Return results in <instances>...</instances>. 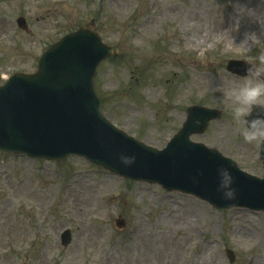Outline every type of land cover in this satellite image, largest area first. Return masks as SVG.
<instances>
[{
  "label": "rangeland",
  "instance_id": "rangeland-1",
  "mask_svg": "<svg viewBox=\"0 0 264 264\" xmlns=\"http://www.w3.org/2000/svg\"><path fill=\"white\" fill-rule=\"evenodd\" d=\"M87 25L112 48L94 84L116 128L160 150L187 107L218 109L220 119L191 141L262 178L259 143L244 142L228 96L244 78L225 65L264 51V0H0V84L33 73L46 49ZM250 32L261 42L246 51ZM0 264H264V211L218 210L77 157L0 153Z\"/></svg>",
  "mask_w": 264,
  "mask_h": 264
},
{
  "label": "water",
  "instance_id": "water-1",
  "mask_svg": "<svg viewBox=\"0 0 264 264\" xmlns=\"http://www.w3.org/2000/svg\"><path fill=\"white\" fill-rule=\"evenodd\" d=\"M23 22L18 20V25L25 27ZM111 53L94 32L80 29L47 50L34 75L12 76L0 88V151L47 160L76 155L127 179L206 195L216 208L264 210V174L262 179L249 176L216 150L189 140L203 133L219 111L189 107L182 127L161 151L115 129L102 116L93 78L98 64ZM246 67L245 62L230 61L227 71L243 77ZM120 153L134 154L135 162L122 165ZM259 156L264 170V142ZM220 165L235 178L232 200L216 191ZM69 242L70 233L64 231L61 243Z\"/></svg>",
  "mask_w": 264,
  "mask_h": 264
},
{
  "label": "clouds",
  "instance_id": "clouds-1",
  "mask_svg": "<svg viewBox=\"0 0 264 264\" xmlns=\"http://www.w3.org/2000/svg\"><path fill=\"white\" fill-rule=\"evenodd\" d=\"M249 15H255V12L249 10ZM259 42L261 40L257 34L250 32L245 35L240 46L247 51L256 47ZM246 62V74L243 76V81L231 88L228 96L232 101L233 122L244 125L242 131L244 142L261 144L264 142V51H258ZM118 159L122 165L130 166L136 158L134 154L120 153ZM216 172L218 177L216 191L224 200L234 199L236 197L235 178L229 168L220 165Z\"/></svg>",
  "mask_w": 264,
  "mask_h": 264
},
{
  "label": "bare ground",
  "instance_id": "bare-ground-1",
  "mask_svg": "<svg viewBox=\"0 0 264 264\" xmlns=\"http://www.w3.org/2000/svg\"><path fill=\"white\" fill-rule=\"evenodd\" d=\"M101 232L104 233V230L103 231L101 230ZM89 241L92 242V243H95L96 239H95V237H93V238H90Z\"/></svg>",
  "mask_w": 264,
  "mask_h": 264
}]
</instances>
